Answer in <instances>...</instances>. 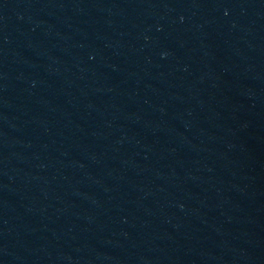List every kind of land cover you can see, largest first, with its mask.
I'll list each match as a JSON object with an SVG mask.
<instances>
[{
	"label": "water",
	"instance_id": "95a60500",
	"mask_svg": "<svg viewBox=\"0 0 264 264\" xmlns=\"http://www.w3.org/2000/svg\"><path fill=\"white\" fill-rule=\"evenodd\" d=\"M0 264H264V0H0Z\"/></svg>",
	"mask_w": 264,
	"mask_h": 264
}]
</instances>
